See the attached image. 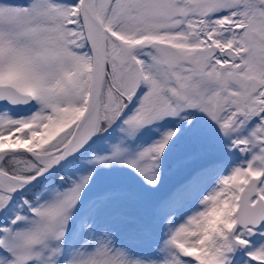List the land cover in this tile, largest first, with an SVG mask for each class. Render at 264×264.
I'll use <instances>...</instances> for the list:
<instances>
[{"label":"snow or ice","instance_id":"1","mask_svg":"<svg viewBox=\"0 0 264 264\" xmlns=\"http://www.w3.org/2000/svg\"><path fill=\"white\" fill-rule=\"evenodd\" d=\"M0 264H264V0H0Z\"/></svg>","mask_w":264,"mask_h":264}]
</instances>
